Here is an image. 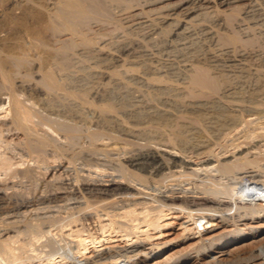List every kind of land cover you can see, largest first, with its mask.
Masks as SVG:
<instances>
[{
    "label": "bare ground",
    "instance_id": "obj_1",
    "mask_svg": "<svg viewBox=\"0 0 264 264\" xmlns=\"http://www.w3.org/2000/svg\"><path fill=\"white\" fill-rule=\"evenodd\" d=\"M259 1L0 0V264H264Z\"/></svg>",
    "mask_w": 264,
    "mask_h": 264
},
{
    "label": "rangeland",
    "instance_id": "obj_2",
    "mask_svg": "<svg viewBox=\"0 0 264 264\" xmlns=\"http://www.w3.org/2000/svg\"><path fill=\"white\" fill-rule=\"evenodd\" d=\"M260 3H261V2L259 1V4H257V6H256V10H254V12L252 11V13H251L252 16L249 17L250 19L248 18V20H245L246 22L250 20V22H247V23H250V24L252 23V21H253L254 24H255V21H256V24L259 22L256 26L254 25V27H256V28H260V29L258 30V29H256V28L253 27L254 30L251 28L253 31H251V29H250V30H248L249 32L247 31L248 33H247V32H244V35H245V33H247V34H254V32H256L255 34H259V36L257 35V37L260 39V42H261V43H256V44H255L256 46H255L254 48H255V50H256V49L259 47L257 50H259V51L261 52V51L264 49V48H263V47H264V45H263V44H264V38H263V36H264V18L261 17V16H264V15H263V14H264V13H263V12H264V11H263V10H264V8H263V7H264V5H263L264 0H262V4H260ZM260 5H261V6H260ZM114 6H115V5L113 4L112 7L115 8V9H111V10H112L113 12L115 11V14H117V13L120 11V10H119L120 7H119V6H118V7H117V6L114 7ZM258 6H260L259 9L257 8ZM262 9H263V10H262ZM257 10L260 11V12H258ZM116 11H118V12H116ZM255 11H256V12H255ZM254 13H256V14H254ZM257 13H258V15H259L260 13H261V14L258 16ZM253 15H254V16H253ZM254 17H255V18H254ZM256 17H258V19H256ZM251 18H252V20H251ZM253 18L256 19V20H254ZM260 19H261V20H260ZM112 21H113V23H114L115 20H110V21H108L109 23H108L107 21L105 22L106 24L108 23L109 25H111V27H110L108 24H107L108 26H106L104 23H103V25H102V27L104 26V28H102V31H107L108 28L112 29V31L110 30V31H111V36L113 35L112 33H114V29H113V28L116 27L115 25H118V26H119V24H117V23H119V22L116 21V22H115L116 24L113 25ZM246 22L243 21V26H244V24H245V26H246V24H247ZM110 23H111V24H110ZM112 25H113V26H112ZM121 25H122V24H121ZM105 26H106V27H105ZM118 26H117V28L120 29V30H118L117 28H115V33H114V34H116V33L118 34V33H119L118 35L116 34L117 37H116V35H115V36L113 35V36L111 37V36H110V31H109V30H108V31H109V36L107 35L108 31H107L106 33L103 32V33H102L103 35L101 34V36L107 37L108 39H111V40L114 39V41H115V40H116V41H119V40H121V39H120V38H121V36H120L121 34H124V36H122V39H124L123 37H125V36H127L129 39H132V38L135 37V34H136V36L138 35L136 31H133V33H132V30L126 28V29H128V30L131 32V33L129 32V34H128L129 36L132 37V38H130L128 35H126L127 33H126V34L124 33V32H126V30H124V29H125L124 26L122 25L124 29L122 28V26H120L123 30H122L120 27H118ZM262 27H263V28H262ZM106 28H107V29H106ZM104 29H105V30H104ZM144 30H146V29H143V30H142V33L145 32ZM255 30H256V31H255ZM121 32H122V33H121ZM134 32H135V33H134ZM260 32H261V33H260ZM104 33H105V35H104ZM120 33H121V34H120ZM140 33H141V32H140ZM260 34H262L263 36H262V35L260 36ZM106 35H107V36H106ZM139 36H140V35H139ZM139 36H138V37H139ZM109 37H111V38H109ZM113 37H114V38H113ZM115 37H116V38H115ZM118 37H120V38H118ZM260 37H262L263 39L260 38ZM117 38H118V39H117ZM128 38H126V39L128 40ZM126 39H124V41H126ZM262 42H263V44H262ZM146 44H147V43H146ZM149 44H150V45H149ZM149 44H147L146 47H147L148 45L150 46V48H149V49H150V50H149L150 52L156 50V49H155V46H153L152 43H149ZM257 44H259V45L261 44V45H260L261 47H260L259 45H257ZM151 45H152V47H153L154 50H151V49H152ZM154 45H155V44H154ZM262 45H263V47H262ZM146 47H145V48H146ZM256 47H257V48H256ZM146 49H147V51H148V48H146ZM149 51H148V52H149ZM150 52H149V53H150ZM154 52H156V51H154ZM154 52H152L151 55H153ZM262 52H263V51H262ZM155 54H156V53H155ZM9 205H11V203H10L9 201L5 202V204H3V209L6 210V209L8 208ZM185 220H186V218H184L183 216L178 215V214H169V215H167V216L165 217V222H167V223L164 225V228H163V230H164V231H163V234H162L159 238H158V237L155 238V237H156V235H155L151 240H152V241H160V240H163V239H167V240H169L170 242H176L178 239H180V238L182 237V235H183V233H184V232H183V225H185V224H184V221H185ZM202 222H205V225H204L205 228L216 226V223H217L216 221H214V220H212V219H210L209 221H207V220H203ZM93 224H94V223H93ZM91 226H92V225H91ZM116 239H117V238H116ZM108 244H120V245H122V244H124V242H123L122 240H115V241L110 242V243H108ZM108 244H107V245H108ZM242 246H243V247H242L241 251H245V250H247L248 248H251V247H253V250L255 249V251H254L255 253H258V252L260 251V250H259V249H260L259 244H258V245L255 244V245H253V246L251 245V246H248V247H245L246 244H245V245H242ZM237 261H238L239 264H246L247 259H243V255H241L240 257L237 256Z\"/></svg>",
    "mask_w": 264,
    "mask_h": 264
}]
</instances>
